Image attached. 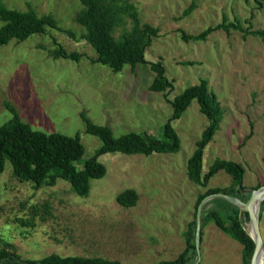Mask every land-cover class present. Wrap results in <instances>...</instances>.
I'll return each instance as SVG.
<instances>
[{"label": "rangeland", "instance_id": "374dc122", "mask_svg": "<svg viewBox=\"0 0 264 264\" xmlns=\"http://www.w3.org/2000/svg\"><path fill=\"white\" fill-rule=\"evenodd\" d=\"M2 1L8 9L26 11L31 7L38 16L52 14L58 26L75 37L49 29L46 34L11 40L0 47V126L13 117L7 108L10 105L33 130L71 137L78 134L84 148L77 165L81 168L101 146L97 137L86 132L82 114L97 126H108L115 137L137 132L159 138L162 126L172 116L169 100L205 79L221 106L222 120L205 149L202 172L207 173L216 159L239 164L244 203L252 190L264 185V38L221 29L203 41L184 42L180 37V31L195 35L223 21L238 20L244 29L262 30L264 2L130 0L141 23L159 29L145 59L163 65L172 85L163 94L149 90L155 77L149 64L134 69L126 65L114 72L93 61L95 51L81 38L84 29L74 21L82 8L79 0ZM193 1L196 8L184 16ZM130 26L127 19L125 29ZM121 31L117 29L114 36ZM57 45L80 58H53L50 51ZM171 124L178 151L149 156L101 155L98 161L105 174L90 181L88 195L83 197L61 179L52 186L35 188L32 182L16 179L6 162L0 174V248L9 244L23 262L53 254L101 257L126 264L175 260L185 252L189 225L195 219L196 206L207 197L206 191L229 187L231 178L218 170L205 187L188 179L187 161L207 126L196 102ZM127 189L137 194L132 207L117 202V195ZM218 199L207 200L202 206L199 257L190 252L189 264H242V245L211 218H204L209 211L220 210L229 226L226 207ZM43 203L49 205V216L43 214ZM263 203L264 198L258 224L264 254ZM33 207H39L38 215ZM34 214L32 225L23 223ZM241 222L249 235V218L243 213ZM195 231L196 227L192 231L194 245Z\"/></svg>", "mask_w": 264, "mask_h": 264}, {"label": "trees", "instance_id": "16d2710c", "mask_svg": "<svg viewBox=\"0 0 264 264\" xmlns=\"http://www.w3.org/2000/svg\"><path fill=\"white\" fill-rule=\"evenodd\" d=\"M79 1L82 8L75 14L74 21L84 29L81 38L95 51L96 58L93 60L94 62L112 68L114 72L121 71L126 65L134 69L138 65L149 64L151 70L155 73L149 90L164 94L171 88V82L165 75L163 65L160 62L148 63L145 59V51L153 38L157 37L159 29L148 23H141L137 8L130 3V0ZM257 2L262 4L261 2H264V0H257ZM196 6V1H193L183 12V15L188 16ZM127 19L131 22L129 30L125 29ZM0 22L2 23L0 26V47L7 45L11 40L24 41L33 35L46 34L49 29L63 31L52 14L38 16L31 7L26 11L8 9L2 0H0ZM117 29H122V31L116 38L114 33ZM220 29L225 32L237 30L243 32V34L264 38V28L250 31L244 29L238 20L231 23L223 21L195 35L180 31V37L184 42L203 41L211 32ZM63 32L71 38L75 37L71 31ZM57 46L56 49L50 51L53 58L75 61L80 58L78 53L68 52L62 46ZM192 102H196L199 106L200 113L207 120V126L196 142V149L187 161L188 179L205 187L208 180L218 170H223L231 178L229 187L221 189L219 192L215 189H208L205 196L221 193L245 201L246 195L242 187L243 169L239 164L216 159L207 173L202 172L205 149L219 129L222 120L221 106L216 95L208 88L205 79H200L198 84L185 88L169 100L172 116L162 126L159 138L148 133L137 132H129L115 137L108 126H97L82 114V119L86 123V132L97 137L101 141V146L94 156L82 162L81 168H78L77 165L81 163L84 148L78 134L71 137L60 133L45 134L33 130L28 124L23 123L16 110L8 105L7 108L13 117L0 126V174L4 171L5 163L8 162L12 168V175L16 179L32 182L35 188L44 185L52 186L57 179H61L70 185L71 191L77 196H87L90 181L100 179L105 174L103 164L98 161V157L101 155L121 153L124 155L141 154L149 156L151 154H169L178 151L180 146L171 121L178 120ZM136 201L137 194L129 189L117 195V202L123 207H132ZM218 201L226 207L225 213L229 217V226L224 224L220 210H211L204 218H211L220 230L239 242L243 247L242 264H250L254 242L244 230L241 222V214L243 213L248 218L247 212L223 199H218ZM41 209L43 214L50 215L48 203H43ZM32 210L33 213L38 215L39 207H33ZM35 214L30 217V220L23 223L32 225ZM202 226L203 221L201 220V228ZM195 227L196 215L189 225L185 252L175 260L164 261L159 264H189L190 257L187 255L197 254L194 235H192ZM0 264L126 263L101 257H61L54 254L38 260L23 262L11 246L5 243L0 248Z\"/></svg>", "mask_w": 264, "mask_h": 264}, {"label": "water", "instance_id": "95a60500", "mask_svg": "<svg viewBox=\"0 0 264 264\" xmlns=\"http://www.w3.org/2000/svg\"><path fill=\"white\" fill-rule=\"evenodd\" d=\"M259 197L262 199L264 198V185L259 187L256 190H252L250 192V197H249L248 201L245 203L238 200L235 197L225 195V194H221V193L212 194V195L205 197L202 200V202L198 205L197 212H196L195 249H196V253H197L198 257H199L200 215H201L202 206L207 200H210L213 198H220V199L227 201L228 203H230L232 205L239 207L241 210L247 212V214H248L249 223L251 226V233L249 234V236L251 237V239L254 242V251H253V254L251 257L250 264H256L254 259H255V256L257 255V253L259 251H260V253H262V256L264 259L263 241L261 238V234H260V230H259V224H258L259 223L258 222L259 221L258 214H259L260 202H259V206L257 205L256 209L254 206L255 202L257 201V199H259Z\"/></svg>", "mask_w": 264, "mask_h": 264}, {"label": "bare ground", "instance_id": "6f19581e", "mask_svg": "<svg viewBox=\"0 0 264 264\" xmlns=\"http://www.w3.org/2000/svg\"><path fill=\"white\" fill-rule=\"evenodd\" d=\"M262 198L259 197V199H257V201L255 202V209L257 207V205L259 206V202L261 203L262 202ZM256 215V214H255ZM249 233H251V226H250V231ZM255 263L256 264H263L264 263V259H263V256H262V253H260V251L257 253V255L255 256Z\"/></svg>", "mask_w": 264, "mask_h": 264}]
</instances>
